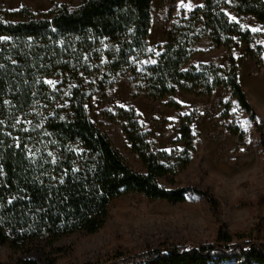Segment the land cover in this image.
<instances>
[{
  "label": "trees",
  "instance_id": "1",
  "mask_svg": "<svg viewBox=\"0 0 264 264\" xmlns=\"http://www.w3.org/2000/svg\"><path fill=\"white\" fill-rule=\"evenodd\" d=\"M79 1L76 9L56 4L38 14L25 6L0 10V244L14 250L52 248L65 237L94 234L109 220L112 202L131 194L173 204L195 194L218 212L208 190L166 189L159 183L175 186L195 152V116L182 113L180 93L210 99L217 89L229 88L254 126L258 150H264V123L249 102L233 55L244 44L245 56L264 68L263 47L256 44L260 34L241 24L253 19L264 27V0H202L189 12L171 13L158 54L149 45L153 0ZM203 40L229 52L226 68L192 64ZM125 76L133 100L159 102L179 113L174 144L183 148L155 153L135 110L117 109L145 173L125 162L87 108L93 95L106 97ZM230 108L226 104L225 115ZM227 130L239 152L245 132L235 124ZM233 263L264 264V240L253 231L231 234L220 227L214 242L162 243L117 254L111 264Z\"/></svg>",
  "mask_w": 264,
  "mask_h": 264
},
{
  "label": "rangeland",
  "instance_id": "2",
  "mask_svg": "<svg viewBox=\"0 0 264 264\" xmlns=\"http://www.w3.org/2000/svg\"><path fill=\"white\" fill-rule=\"evenodd\" d=\"M201 1H152L149 45L154 54L159 53L158 47L164 43V26L169 15L182 9L189 12L202 5ZM56 4L76 9L80 1L0 0V10L16 11L25 6L38 14L50 11ZM250 25L252 29L257 27L255 23ZM258 30L251 31L260 34L256 44L263 47L264 58V27ZM201 44L207 47L210 42L203 40ZM239 49L233 51L236 59L240 55ZM214 50L221 52L215 64L226 68L229 65V52L212 48L209 51ZM199 53L207 52L198 49ZM241 54L244 55L242 65H245V61L253 65L254 70L244 75V79L246 77V85L257 96L258 103L255 104L249 91L246 92L258 119L264 123V68L259 70L245 56L244 44ZM47 82L50 85L57 83L56 79H48ZM240 82L244 88L245 81L240 79ZM130 95L129 78L125 76L110 89L106 97L93 95L87 108L92 121L109 138L125 162L135 171L145 173L142 160L131 150L123 124L116 117L117 109L135 110L142 127L150 134L149 141L155 153H169L174 148H183V144H174L178 138L179 113L159 102L142 98L133 100ZM230 96V89L221 87L210 99L183 93L176 97L183 106L182 113H193L195 116L192 126L195 152L189 168L176 178L175 186L164 179L159 180L166 189L193 187L210 191L219 204L218 212L206 198L195 194L188 195L182 204L150 200L140 194L122 196L112 202L110 218L98 232L91 235L74 234L56 242L52 248L41 244L30 252L0 244V264H17L21 260H32L37 264H111L117 254L133 255L162 243L214 242L220 227L231 234L253 231L254 236L264 240V150H258V135L252 122ZM229 103L230 113L225 115L226 104ZM229 124H235L245 132L246 144L239 152H235L237 139L227 130Z\"/></svg>",
  "mask_w": 264,
  "mask_h": 264
},
{
  "label": "crops",
  "instance_id": "3",
  "mask_svg": "<svg viewBox=\"0 0 264 264\" xmlns=\"http://www.w3.org/2000/svg\"><path fill=\"white\" fill-rule=\"evenodd\" d=\"M201 3H202V1H201ZM233 18H234V20L239 21V19L237 17H233ZM251 23L252 24L253 23L256 24L257 27L255 29H259V27L262 26L261 23H259L258 21H255L253 19H245L244 21L241 22L243 27H245V28L247 27L249 30L253 31V29L251 28V25H250ZM205 46L206 45H202V44L201 45L199 44L197 46V50L199 49V50H202V51L207 52V53H205V54L204 53L196 54L193 57V59H192V64L200 65V64H210V63H216L217 62L221 52L218 51V50L209 51L210 48H211L210 44H208L207 47H205ZM242 46H243V44H241L240 47H239L240 48L239 49V52H240L239 56L240 57L237 56V58H238L237 62H238V66H239V79H241V80L243 79V81H245V85H244L245 90L247 92L249 91L248 94H250V96H251L250 98H253L251 100L255 104H257L258 103L257 96L256 97L254 96V93H252V89L251 88L248 89L249 86H248V84L246 85V83H248L247 80H246V77L244 79V75L246 76L247 73H250L254 69H253V65L251 63H249V62L246 63V61H245V65L244 64L242 65V63H244V62L241 63V61H242L241 58L244 57V55L241 54L242 53ZM237 50H235V51H237ZM245 52H246V47H245Z\"/></svg>",
  "mask_w": 264,
  "mask_h": 264
},
{
  "label": "snow or ice",
  "instance_id": "4",
  "mask_svg": "<svg viewBox=\"0 0 264 264\" xmlns=\"http://www.w3.org/2000/svg\"><path fill=\"white\" fill-rule=\"evenodd\" d=\"M234 19V18H233ZM253 31H259L258 29H253ZM49 83H53L52 81H49Z\"/></svg>",
  "mask_w": 264,
  "mask_h": 264
}]
</instances>
